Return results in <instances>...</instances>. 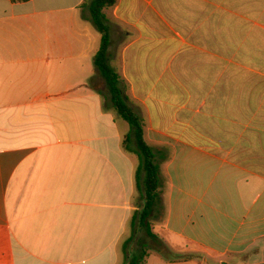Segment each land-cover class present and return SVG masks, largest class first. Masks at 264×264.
I'll return each mask as SVG.
<instances>
[{"label": "crops", "instance_id": "crops-1", "mask_svg": "<svg viewBox=\"0 0 264 264\" xmlns=\"http://www.w3.org/2000/svg\"><path fill=\"white\" fill-rule=\"evenodd\" d=\"M85 2L0 0V264H123L134 235L139 159ZM105 14L108 63L160 164L163 245L144 264H264V0Z\"/></svg>", "mask_w": 264, "mask_h": 264}, {"label": "trees", "instance_id": "trees-1", "mask_svg": "<svg viewBox=\"0 0 264 264\" xmlns=\"http://www.w3.org/2000/svg\"><path fill=\"white\" fill-rule=\"evenodd\" d=\"M14 1L24 2L28 0ZM116 1L117 0H86L84 5L89 9L90 20L102 35L100 50L96 55L95 61L98 70L106 81L111 107L131 128V132L125 137L123 145L126 150L135 152L139 159L136 182L144 204L142 209L134 215L132 227L133 229L136 227L144 229L148 239L161 244L158 236L152 231L150 222L152 213L161 196L162 179L160 164L156 161L155 150L147 144L144 138L143 121L128 105L121 87V78L109 65L107 58L111 40L105 9L113 6ZM132 238L124 243L126 257L123 264H144L149 252L148 245L144 238L139 240L140 245L139 248L136 249L137 255L134 256L132 261H129L131 254L129 255L127 250L128 244Z\"/></svg>", "mask_w": 264, "mask_h": 264}, {"label": "rangeland", "instance_id": "rangeland-1", "mask_svg": "<svg viewBox=\"0 0 264 264\" xmlns=\"http://www.w3.org/2000/svg\"><path fill=\"white\" fill-rule=\"evenodd\" d=\"M88 12V11H87ZM104 100H105V102H106V104H108V105H110L111 104V102H110V95H109V92L107 91V89H104ZM136 202L138 203V204H140L141 205V207H140V209L139 210H141L142 209V207H143V202H142V200H141V196H140V194L138 195V200H136ZM161 203L160 204H157V206L155 207V209H154V212H155V215H154V217L151 219V224L153 223V222H157L158 220H160L161 218H162V215H163V201H160ZM136 227V226H135ZM141 238H144L145 240H146V243H147V245H148V251H150V252H152V251H158V250H155L158 246H157V243L156 242H154V241H151L150 239H148L147 237H146V231L144 230V229H142V228H139V227H136L135 229H134V235H133V238L131 239V241L129 242V244H128V250H127V252L129 253V255L131 254V257H130V260L129 261H132L133 260V258H134V256H136L137 255V251H136V249H138L139 248V240L141 239ZM161 245H163V243L161 242ZM155 248V249H154ZM173 251V250H172ZM173 253L174 254H171V255H175V256H177L178 254L175 252V251H173ZM174 256V257H175Z\"/></svg>", "mask_w": 264, "mask_h": 264}]
</instances>
